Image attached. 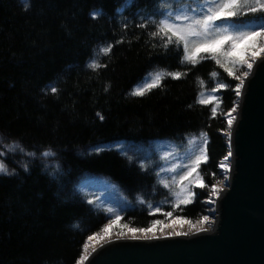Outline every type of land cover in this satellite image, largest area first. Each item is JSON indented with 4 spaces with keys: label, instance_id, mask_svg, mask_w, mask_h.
Returning a JSON list of instances; mask_svg holds the SVG:
<instances>
[{
    "label": "trees",
    "instance_id": "16d2710c",
    "mask_svg": "<svg viewBox=\"0 0 264 264\" xmlns=\"http://www.w3.org/2000/svg\"><path fill=\"white\" fill-rule=\"evenodd\" d=\"M127 3L0 0V146L15 140L26 151L51 146L57 153L54 160L30 164L29 172L21 167L26 156L9 154L16 174L0 175V264H76L88 237L116 216L110 233L120 237L122 229L157 219L183 225L209 214L212 186L225 175L220 165L229 153L227 113L239 82L214 61L193 67L182 64L176 51L153 48L154 41L134 26L140 19L134 14L151 12L154 0H138L130 10ZM94 10L103 15L93 19ZM125 20L127 30L121 27ZM106 43L114 44L108 55L98 51ZM90 58L107 67L93 71ZM176 71L180 79L167 76ZM156 72L165 74L160 88L131 95ZM218 82L232 87L213 92ZM201 132L208 160L198 173L207 186L192 185L193 202L174 208L178 185L168 169L186 162L195 150L188 139L202 143ZM166 153L171 155L164 160ZM57 166L58 178L49 174ZM157 207L161 212H154ZM167 211L173 216L162 215Z\"/></svg>",
    "mask_w": 264,
    "mask_h": 264
},
{
    "label": "snow or ice",
    "instance_id": "6c2138e0",
    "mask_svg": "<svg viewBox=\"0 0 264 264\" xmlns=\"http://www.w3.org/2000/svg\"><path fill=\"white\" fill-rule=\"evenodd\" d=\"M138 6V0H128L127 10L132 7ZM120 8H117V13H121ZM103 15L102 10H94L91 13L93 19ZM139 15L140 19L134 23V26L147 33L152 43L153 48L160 47L165 52L169 50L176 51L180 54L181 63L197 66L202 60H211L223 69L233 80L238 81L233 89L235 95L240 97L243 94L245 83L250 75L253 73L254 67L259 66L264 68V0H154V6L151 12L144 14L143 11H138L134 14ZM249 17L250 19H245ZM128 21L125 20L121 27L127 30ZM123 43V38L115 41V44ZM114 47L113 43H106L98 47V51L105 55L111 54ZM87 67L93 71L101 68H106L107 64L98 61L95 58H90ZM213 77L217 76V72L211 73ZM151 79L145 78L146 82L142 86L136 87L131 95L143 97L146 92H151L153 89L160 88L165 74L156 72L150 74ZM167 76L172 79H180L182 73L179 71L169 72ZM230 84L218 82L217 88L213 92L218 91L220 88H231ZM107 90V89H105ZM51 91L55 93L56 87H51ZM210 100L200 99L198 103L208 104ZM234 107L227 113L228 131L224 135L228 138L229 147L232 143V128L236 120V113L239 108V103L234 101ZM212 115L215 116L216 108L211 109ZM99 116V113L97 114ZM103 120V116H100ZM200 137H203V142L198 143L199 137L190 135L188 139L189 145H194L195 150L188 155L186 162L181 164H173L168 171L173 173L172 184L178 185V191L172 193L175 197V203L172 205L174 208L179 207L181 204L188 205L192 201V185L198 184L201 188L206 187L202 177L198 173L201 167V162H207L208 156L206 153V134L201 132ZM19 151L21 154L28 158L27 162H22L21 167L25 172L30 171V164H35L39 159L42 162L54 160L57 153L51 146L43 150H25L23 145L13 140L11 145L0 146V175L12 176L16 174L15 169H10L7 163L9 154H16ZM100 151L99 148L96 149ZM170 153H166L162 159L167 160ZM232 153L229 151L228 155L224 157L220 167L224 173H230L231 167L226 161L229 160ZM46 166V163H45ZM141 169H146V164H140ZM161 171H164L163 166ZM179 169V171H178ZM59 167L50 175L58 178ZM160 172L156 175L160 176ZM227 179V177H225ZM160 183L164 188L170 189V184L167 180L161 179ZM222 188L212 186V196L219 198ZM92 203L91 201H88ZM214 201L209 199L208 204ZM143 203V201H141ZM152 206L149 205V208ZM111 211V209H109ZM154 212H161L160 208H155ZM150 214H153L150 212ZM162 215L172 217L171 211L163 212ZM120 219L116 216L111 220L109 225L103 229L104 233L116 224ZM178 220L173 218L171 223L167 224V228L171 229L170 234L165 232V223L162 220H154L152 224L144 228H131L125 225L124 228L128 229L131 234L125 232L123 229L119 235L121 238H130L132 240H158L161 236L168 238L171 237H187L193 231L195 233H205L210 229L205 225L213 223L210 221L209 216L204 215L195 223L188 222L189 231L177 230L173 225ZM159 227L160 235H157L155 229ZM98 235V234H97ZM94 236H89L88 240H93ZM85 249L88 245L86 244ZM87 256L82 255L76 264H84Z\"/></svg>",
    "mask_w": 264,
    "mask_h": 264
},
{
    "label": "water",
    "instance_id": "95a60500",
    "mask_svg": "<svg viewBox=\"0 0 264 264\" xmlns=\"http://www.w3.org/2000/svg\"><path fill=\"white\" fill-rule=\"evenodd\" d=\"M231 172L211 231L158 240L116 239L84 264H264V68L254 67L232 128Z\"/></svg>",
    "mask_w": 264,
    "mask_h": 264
},
{
    "label": "rangeland",
    "instance_id": "374dc122",
    "mask_svg": "<svg viewBox=\"0 0 264 264\" xmlns=\"http://www.w3.org/2000/svg\"><path fill=\"white\" fill-rule=\"evenodd\" d=\"M233 115H234V113H233ZM224 162H225V161H224ZM226 163H228V161H226ZM228 164H229V163H228ZM226 175H227V174L225 173L224 176L227 177ZM225 177H224V179H223L221 185L217 186V187L222 188V190L225 188V183H226V178H225ZM214 198H215L214 196H211V199H212L214 202H213L212 204H208V206L210 207V210H209V214H208V216H209L210 221H213V222H214V217H213L212 213H213L214 209H213L212 206H213V204L215 203ZM170 223H171V222H170ZM168 224H169V223H168ZM212 224H213V223H211V224H207V225H205V226H206L207 228L211 229ZM173 227H175L177 230L186 231V232L189 231L188 223H185V224H183V225H179L178 223H175V224L173 225ZM165 232H166V233H169V234H170V232H171V229L167 228V224H165ZM156 233H157V235H160V230H157ZM193 233H195V232L193 231L191 234H193ZM130 234H131V233L128 232V235H130ZM191 234H190V235H191ZM94 237H96V238H94V239L91 240V241L87 240L86 244L88 245V247H87V249H85V254L88 253V252L91 251V250H94L95 248H98L100 245L106 243L107 241H110V240L116 238V236H114V235H112V234L110 233V228L108 229V232H107L106 234H105L104 231H103V232L99 233L98 235H94ZM126 237H127V236H126ZM161 237H164V236H161Z\"/></svg>",
    "mask_w": 264,
    "mask_h": 264
},
{
    "label": "bare ground",
    "instance_id": "6f19581e",
    "mask_svg": "<svg viewBox=\"0 0 264 264\" xmlns=\"http://www.w3.org/2000/svg\"><path fill=\"white\" fill-rule=\"evenodd\" d=\"M170 236V235H169Z\"/></svg>",
    "mask_w": 264,
    "mask_h": 264
}]
</instances>
